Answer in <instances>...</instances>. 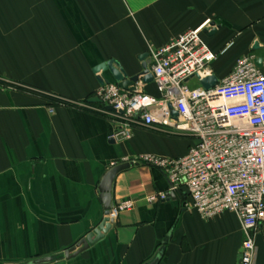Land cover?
Wrapping results in <instances>:
<instances>
[{
	"label": "crops",
	"instance_id": "crops-1",
	"mask_svg": "<svg viewBox=\"0 0 264 264\" xmlns=\"http://www.w3.org/2000/svg\"><path fill=\"white\" fill-rule=\"evenodd\" d=\"M210 23L216 32L201 38L216 54L209 69L217 80L245 55L263 59L264 76V0H0V264L41 257H53L50 264H237L236 216L202 219L184 208L183 187L169 191L162 172L145 164L112 183V203L132 199L134 208L95 244L62 257L103 219L98 185L110 163L137 154L181 157L194 140L155 125L114 139L109 115L49 97L87 102L100 86L95 65L111 59L133 76L148 45ZM137 88L157 96L153 83ZM158 192L163 201L145 202ZM253 239L254 260L264 264V224Z\"/></svg>",
	"mask_w": 264,
	"mask_h": 264
},
{
	"label": "built area",
	"instance_id": "built-area-1",
	"mask_svg": "<svg viewBox=\"0 0 264 264\" xmlns=\"http://www.w3.org/2000/svg\"><path fill=\"white\" fill-rule=\"evenodd\" d=\"M204 28L201 25L178 34L160 47L147 46L148 69L157 96L148 95L137 85L136 90L127 92L108 83L94 91L99 106L60 101L94 108L112 117L116 124L114 139H129L135 125L188 133L194 143L181 157L137 154L110 163V168L128 163L158 169L169 191L181 187L186 190L189 201L184 208L202 219L233 213L242 234L237 264H257L254 231L264 224V76L254 57L245 55L211 89L203 90L199 80L212 75L209 65L216 59L202 41ZM190 81L197 86H191ZM168 104L177 113L176 119L170 115ZM165 198V193L158 192L144 200L153 204ZM134 206L132 199L118 200L104 218L114 222Z\"/></svg>",
	"mask_w": 264,
	"mask_h": 264
},
{
	"label": "water",
	"instance_id": "water-1",
	"mask_svg": "<svg viewBox=\"0 0 264 264\" xmlns=\"http://www.w3.org/2000/svg\"><path fill=\"white\" fill-rule=\"evenodd\" d=\"M217 27L214 23H210L207 28L203 29V34L211 36L216 32ZM258 44L253 43L252 49H257ZM147 53H143L138 57L140 62V71L133 76L128 77L122 67L114 60H107L95 65L92 68V73L96 76V80L100 86L108 84L110 81L117 84L119 88L127 92H133L136 90V85L140 82L142 84L152 83L153 77L149 73L148 64L146 61ZM263 59L254 58V64L260 68L262 66ZM108 72L110 79L104 76V73ZM217 83V78L214 75L207 76L199 80V85L203 90L211 89ZM89 103H100L99 99L92 97L88 99ZM167 108L170 111V115L176 119L177 113L168 104ZM108 111H111V107H106ZM130 167L128 163H120L114 167H111L103 175L98 185L99 198L102 202L103 214L106 215L110 207L112 206L111 200V188L114 178L118 173L124 171ZM185 190V189H184ZM112 221L103 218L99 225L88 233L83 239H81L75 246L63 251L62 257L64 260H69L75 257L78 253L84 251L88 247L95 244L97 241L103 238L104 235L110 230ZM53 261V257H41L38 259H32L25 264H50ZM157 258L150 259L146 264H156Z\"/></svg>",
	"mask_w": 264,
	"mask_h": 264
},
{
	"label": "trees",
	"instance_id": "trees-1",
	"mask_svg": "<svg viewBox=\"0 0 264 264\" xmlns=\"http://www.w3.org/2000/svg\"><path fill=\"white\" fill-rule=\"evenodd\" d=\"M49 99H50L52 102H61V101H59V100H57V99H53V98H50V97H49Z\"/></svg>",
	"mask_w": 264,
	"mask_h": 264
},
{
	"label": "rangeland",
	"instance_id": "rangeland-1",
	"mask_svg": "<svg viewBox=\"0 0 264 264\" xmlns=\"http://www.w3.org/2000/svg\"><path fill=\"white\" fill-rule=\"evenodd\" d=\"M151 84H152V83H151ZM191 86H193V87H194V86H197V83H194V84H192Z\"/></svg>",
	"mask_w": 264,
	"mask_h": 264
}]
</instances>
